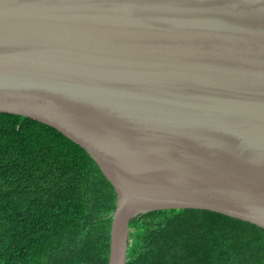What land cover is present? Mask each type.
I'll list each match as a JSON object with an SVG mask.
<instances>
[{
    "label": "water",
    "instance_id": "1",
    "mask_svg": "<svg viewBox=\"0 0 264 264\" xmlns=\"http://www.w3.org/2000/svg\"><path fill=\"white\" fill-rule=\"evenodd\" d=\"M0 112L84 147L131 222L204 209L264 228V0H0Z\"/></svg>",
    "mask_w": 264,
    "mask_h": 264
},
{
    "label": "trees",
    "instance_id": "2",
    "mask_svg": "<svg viewBox=\"0 0 264 264\" xmlns=\"http://www.w3.org/2000/svg\"><path fill=\"white\" fill-rule=\"evenodd\" d=\"M114 185L58 129L0 112V264H108ZM127 264H264V228L204 209L130 224Z\"/></svg>",
    "mask_w": 264,
    "mask_h": 264
}]
</instances>
